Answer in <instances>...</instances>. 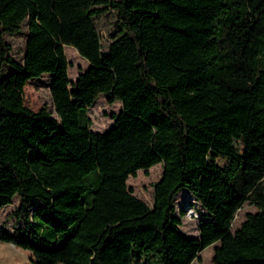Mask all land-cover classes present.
I'll return each instance as SVG.
<instances>
[{
  "label": "trees",
  "instance_id": "obj_1",
  "mask_svg": "<svg viewBox=\"0 0 264 264\" xmlns=\"http://www.w3.org/2000/svg\"><path fill=\"white\" fill-rule=\"evenodd\" d=\"M110 10L122 34L104 51L93 18ZM25 21L20 64L4 34ZM66 45L89 63L75 82ZM4 65L0 208L17 196L20 223L0 241L33 264H191L216 242L213 264H264V0H0ZM45 73L58 118L23 104ZM99 94L122 106L103 133L86 116ZM158 163L149 207L126 181ZM181 189L209 216L197 238L174 216ZM248 201L258 210L232 232Z\"/></svg>",
  "mask_w": 264,
  "mask_h": 264
},
{
  "label": "rangeland",
  "instance_id": "obj_2",
  "mask_svg": "<svg viewBox=\"0 0 264 264\" xmlns=\"http://www.w3.org/2000/svg\"><path fill=\"white\" fill-rule=\"evenodd\" d=\"M93 21L100 36L103 50L106 51L108 45L122 34V29L117 23L116 12L110 10L102 13L95 16ZM27 33V22L25 21L19 32L4 34L6 42L12 47V58L20 64L24 61ZM63 49L65 57L69 62L67 70L69 80L75 82L78 75L89 67V63L73 47L66 45ZM12 70L13 68L11 66L4 65L0 70V80L7 77ZM50 80L51 75L49 73L28 80L23 87L22 100L23 104L30 110L36 112L41 108H46L55 118H58L50 95ZM68 88L70 91L74 90L73 86H69ZM121 108L120 100L117 99L113 103H109L107 101V95L99 94L93 104L86 109V116L90 121L89 128L95 133L107 131L113 125V115L118 114ZM245 137V133L242 132L238 138L230 140V144L239 155L243 153ZM208 159L221 168H224L229 161L227 158L214 156L212 153L209 154ZM161 173V163L150 167L147 172L138 170L135 176L128 177L126 181L127 187L132 190V194L135 197L141 199L151 207L153 204V185L160 179ZM173 202L175 205L174 216L181 222L180 229L182 233L188 238H197L198 224L202 220L209 219L208 214L186 189H181L175 195ZM37 203V201H34L33 206ZM18 204L19 199L15 196L11 204L0 208V227H3L9 232H12L13 228L20 223L12 215V212L18 207ZM257 210L256 205L250 201L244 203L234 215L231 223V231L233 232L240 226L247 213H254ZM216 245H218V242L203 249L198 254L199 259L193 260L191 264H213V249ZM32 258L33 256L29 250L0 241V264H33Z\"/></svg>",
  "mask_w": 264,
  "mask_h": 264
}]
</instances>
